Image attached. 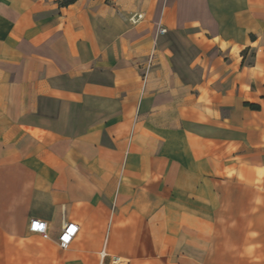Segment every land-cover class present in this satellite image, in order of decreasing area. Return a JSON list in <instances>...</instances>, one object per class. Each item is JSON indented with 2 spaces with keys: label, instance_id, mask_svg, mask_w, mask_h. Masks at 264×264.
<instances>
[{
  "label": "crops",
  "instance_id": "0c3cea01",
  "mask_svg": "<svg viewBox=\"0 0 264 264\" xmlns=\"http://www.w3.org/2000/svg\"><path fill=\"white\" fill-rule=\"evenodd\" d=\"M0 264H264V0H0Z\"/></svg>",
  "mask_w": 264,
  "mask_h": 264
},
{
  "label": "built area",
  "instance_id": "2783aa9c",
  "mask_svg": "<svg viewBox=\"0 0 264 264\" xmlns=\"http://www.w3.org/2000/svg\"><path fill=\"white\" fill-rule=\"evenodd\" d=\"M140 18H142L141 13H133L129 16V20L132 23L137 22ZM157 32L161 34V33L165 32V28L162 26H158ZM150 61H151V56H149L147 59L148 63H150ZM77 228H78V226L73 222L63 223V225L61 226V230L57 236V244L61 248H67L68 245L73 240V238L77 232ZM28 229L31 232L41 234L43 237H47V235H48L46 222L42 219H39V218H31L29 220V223H28ZM102 254H104L103 251H102Z\"/></svg>",
  "mask_w": 264,
  "mask_h": 264
},
{
  "label": "trees",
  "instance_id": "16d2710c",
  "mask_svg": "<svg viewBox=\"0 0 264 264\" xmlns=\"http://www.w3.org/2000/svg\"><path fill=\"white\" fill-rule=\"evenodd\" d=\"M75 0H60V3L62 4V5H68V4H70V3H72V2H74Z\"/></svg>",
  "mask_w": 264,
  "mask_h": 264
}]
</instances>
